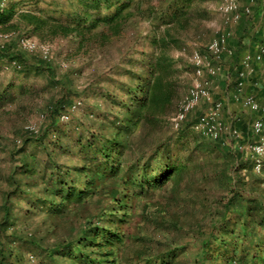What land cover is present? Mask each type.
I'll use <instances>...</instances> for the list:
<instances>
[{
	"label": "trees",
	"instance_id": "1",
	"mask_svg": "<svg viewBox=\"0 0 264 264\" xmlns=\"http://www.w3.org/2000/svg\"><path fill=\"white\" fill-rule=\"evenodd\" d=\"M195 1L67 0L51 3L50 13L20 11L17 3L0 0V31L18 30L0 42V59L16 61L23 80L44 77L41 90L50 92L40 107V128H16L5 147L18 163L4 181L0 229L11 231L0 238V264H23L17 242L34 250L37 264H264V154L258 170L257 155L247 147L257 140L250 123L258 113L234 122L242 138L230 143L194 128L200 109L177 127L172 122L189 92L174 50L192 28ZM244 3L252 14L244 13L233 28L230 69L224 54L217 75L226 73L223 87L234 84V92L242 56L262 40L260 30L252 32L263 0ZM142 21L150 23L143 48L126 58L123 76L96 82L82 111L73 106L85 92L70 70L60 73L56 63L18 45L21 32L44 42L64 38L77 55L104 48L131 28L140 37ZM261 65L248 90L264 97ZM18 90L14 82L0 85V111L10 112L34 93L25 82ZM14 195L39 218L36 232L16 227ZM193 242L194 257L184 258Z\"/></svg>",
	"mask_w": 264,
	"mask_h": 264
},
{
	"label": "rangeland",
	"instance_id": "2",
	"mask_svg": "<svg viewBox=\"0 0 264 264\" xmlns=\"http://www.w3.org/2000/svg\"><path fill=\"white\" fill-rule=\"evenodd\" d=\"M66 1L67 0H29L28 4L23 5V7L19 6V9L22 11L28 8L33 10L43 8L48 9L50 12L53 9L50 5L51 3L59 2L65 4ZM223 2L224 0H196L193 8L195 16L194 21L192 22V28L182 34V42L174 50L175 57L181 59V77L188 82V90L193 85L195 79L193 64V55L195 51H204L206 45L211 40L218 37V35L226 28V17L221 8ZM198 13L200 14L198 15ZM255 25L256 24H254V27ZM257 25L260 26L259 23H257ZM237 26L238 25H235L233 28L235 29ZM149 27V22L142 21L139 28L142 34L141 36L139 35L140 37H136L134 29L131 28L123 37L115 39L112 43L107 44L106 47H95L94 49H91L90 52L82 51L77 55H72L73 52H75L74 43L64 38H58L53 42H44L39 40L36 36L29 35L28 32H21V34H19L20 38L18 37V45L28 53L32 52L22 46L21 39L37 41L50 47L52 55L51 61L57 64L60 73L70 70L74 84L79 89V92H85V95L81 100L82 103L77 108L79 109L78 111H82L88 108L85 101L87 98L86 94L93 97L92 92L97 89V81H103V83H105V81L109 80L111 75L116 77L119 75L120 77L123 76V69L129 64L126 58L134 51H140L143 48V35L147 33ZM17 32L18 30H12L10 32L0 31V42L5 43L13 37H17ZM248 41L249 37L246 39V43H248ZM231 58V54H225L224 64L228 68L226 69L228 71ZM261 67L263 69L264 66L261 65ZM225 77L226 73L217 76L213 78L212 83L213 97L215 99L220 97L224 101L225 120L230 122L232 121V117L236 115H239L242 119L250 117L252 113L246 109L245 111L244 108L233 99V94L235 92L232 86L235 87V85L231 84L234 83V79H230L229 86H231L228 89L227 87L225 88V86L223 87ZM10 82L15 83L17 91H19L18 85H20L21 82H25L26 87L34 88V93L26 96L23 95L19 100V104L9 106L10 112L0 111V206L4 200L3 188H5L6 185L4 181L8 179L9 172L14 163H18L17 157H15L16 160H11L5 147L13 142L16 128L25 127L34 131H37L40 128L44 121V116L40 107L50 95L49 91L46 92L41 90V86L46 82L44 77H32L29 80H23V78L17 75L14 71L12 62L0 59V85L4 86ZM86 87H92V89H88V91L86 90ZM209 105V102L202 101L196 108L204 111ZM235 121L236 119H234V122ZM172 122L174 127H177L174 122V117L172 118ZM166 133L167 132H165V134ZM17 195H14L10 200V202L15 205L13 215L15 216V220H17L16 227H18V229H31V231L34 230L36 232V228H38L39 225V218L36 221V215L31 217L28 215L27 207L29 208V204L27 200L23 197V199H21L20 196ZM2 217L3 213L0 208V222L2 221ZM10 231L11 229L6 232L0 229V238L3 240ZM133 231H135L134 228ZM14 245L16 246V249H18L16 251L18 254L17 256L22 258L23 264H37L36 262L39 261L38 256L29 245H23L20 242H17ZM196 250L197 245L193 242L190 244L187 253L183 257L188 259L190 256L192 259ZM32 255L35 256V261H32ZM15 259L16 258H14V260Z\"/></svg>",
	"mask_w": 264,
	"mask_h": 264
},
{
	"label": "built area",
	"instance_id": "3",
	"mask_svg": "<svg viewBox=\"0 0 264 264\" xmlns=\"http://www.w3.org/2000/svg\"><path fill=\"white\" fill-rule=\"evenodd\" d=\"M251 1L254 2L255 0ZM221 8L226 17V28L220 37L210 41L208 53L195 51L193 55L195 79L182 101L178 113L174 116V122L176 126H179L189 112L196 109L202 101H207L210 105L200 114L194 128L207 138L223 139L226 143H230L235 139L242 138V131L235 126L234 119L230 122L225 120L224 101L213 97V80L211 77L222 73L224 54H233V49L228 46L227 39L233 34V27L240 22L244 13L252 14V5L243 4V0H224ZM261 39L254 53L246 52L242 56L239 81L233 94L234 101L244 109L258 113L250 123L251 131L257 140L247 144V147L257 155L256 168L258 170L261 169V156L264 154V97H259L257 92H249L248 86L257 72L256 63L264 66V31ZM21 43L25 49L40 53L46 60L52 59L48 45L29 39H21ZM12 63L18 65L16 61ZM81 103L78 101L73 109H77ZM63 118L69 119V116L65 114ZM31 258L32 261L36 260L34 255Z\"/></svg>",
	"mask_w": 264,
	"mask_h": 264
},
{
	"label": "crops",
	"instance_id": "4",
	"mask_svg": "<svg viewBox=\"0 0 264 264\" xmlns=\"http://www.w3.org/2000/svg\"><path fill=\"white\" fill-rule=\"evenodd\" d=\"M10 1H12V2H15V3H17L18 4V6H20V7H23V5H26V4H28L29 3V0H2V4H5V3H9ZM243 4H245L244 3V0H243ZM30 7H32V6H30ZM26 10H29V8L28 9H26ZM257 23H259L260 24V26H258L257 25ZM254 24H256L255 25V29L253 30V32H252V35H253V33H254V31H258V30H260L261 32H263L264 31V2H263V4H262V7H261V9H260V11H259V13H258V15H257V18H256V20H255V22H254ZM263 25V26H262ZM261 37H262V34H261ZM254 53V52H253ZM245 54V53H244ZM257 64V63H256ZM230 66H231V64L229 63V69H230ZM225 69H228L227 67L225 68ZM258 75H260V80L262 81V83L264 82V67H263V69H262V67H259V74ZM245 110V109H244ZM246 111V110H245ZM228 117H230L229 115H227ZM232 119H236V122H238V121H240L242 118H240L239 117V115L237 116H234V117H232ZM246 120V119H245Z\"/></svg>",
	"mask_w": 264,
	"mask_h": 264
}]
</instances>
